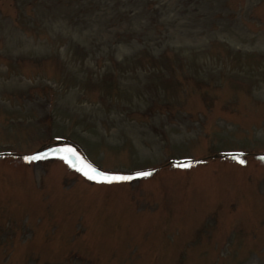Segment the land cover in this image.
<instances>
[{"label":"rangeland","instance_id":"374dc122","mask_svg":"<svg viewBox=\"0 0 264 264\" xmlns=\"http://www.w3.org/2000/svg\"><path fill=\"white\" fill-rule=\"evenodd\" d=\"M0 264H264V0H0Z\"/></svg>","mask_w":264,"mask_h":264},{"label":"snow or ice","instance_id":"6c2138e0","mask_svg":"<svg viewBox=\"0 0 264 264\" xmlns=\"http://www.w3.org/2000/svg\"><path fill=\"white\" fill-rule=\"evenodd\" d=\"M53 152L56 153H63V155H60L59 158L62 160H69L71 157L76 156V153L70 149V148H64V149H53ZM46 154H37L33 156L26 157V160L32 161V160H39L42 159L43 156ZM79 159V158H78ZM240 163H244V161H239ZM72 167H75L76 171L80 172L82 175H84L87 179L95 181L97 183H112V182H122V181H129L134 178H141L151 175L149 172H140L136 174V177L132 176H110L102 172H98V170L92 168L90 165L84 164L82 161H80L79 166L73 164L70 165Z\"/></svg>","mask_w":264,"mask_h":264}]
</instances>
